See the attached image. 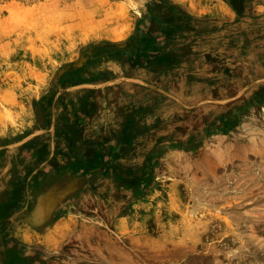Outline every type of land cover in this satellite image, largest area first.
<instances>
[{
  "label": "rangeland",
  "instance_id": "1",
  "mask_svg": "<svg viewBox=\"0 0 264 264\" xmlns=\"http://www.w3.org/2000/svg\"><path fill=\"white\" fill-rule=\"evenodd\" d=\"M262 116L264 0H0V264H264Z\"/></svg>",
  "mask_w": 264,
  "mask_h": 264
},
{
  "label": "bare ground",
  "instance_id": "2",
  "mask_svg": "<svg viewBox=\"0 0 264 264\" xmlns=\"http://www.w3.org/2000/svg\"><path fill=\"white\" fill-rule=\"evenodd\" d=\"M262 117H264V116H262ZM262 119H264V118H262ZM242 121H243V120H242ZM245 122H246V121H245ZM224 123H225V122H224ZM221 126H222V125H221ZM221 126H220V127H221ZM243 126H244V125H243ZM217 127H218V125H217ZM239 128H240V127H239ZM236 130H237V129H236ZM243 130H244V129H243ZM260 130H261V129H259V132H260ZM248 132H250V131H248ZM220 133H221V132H220ZM262 134H264V133H262ZM233 136H234V135H233ZM246 137H247V136H246ZM242 138H243V137H242ZM258 138H259V137H258ZM262 138H264V137H262ZM259 139H261V138H259ZM262 140H264V139H262ZM254 147H255V146H254ZM204 172H206V171H204ZM200 175H201V174H200ZM249 194H250V193H249ZM212 214H214V213H212ZM218 214H219V213H218ZM219 215H220V214H219ZM214 216H215V215H214ZM214 216H213V217H214ZM209 217H210V216H209ZM211 218H212V217H211ZM211 218H210L209 220H211ZM223 218H225V217H223ZM223 218H222V219H223ZM226 219H228V217L225 218V220H226ZM223 220H224V219H223ZM225 220H224V222H225ZM193 222H194V221H193ZM212 222H213V221H212ZM228 222H229V221H228ZM228 222H226V223H228ZM212 224H213V223H212ZM229 224H230V223H229ZM229 224H228V225H229ZM230 226H231V225H230ZM262 226H264V225H261V228H262ZM227 227H228V226H227ZM214 228H215V227H214ZM259 232H260V231H259ZM222 233H223V232H222ZM225 234H226V232H225ZM228 234H229V233H228ZM218 235H219V234H218ZM222 236H223V235H222ZM229 238H230V237H229ZM223 242H224V241H223ZM206 246H207V245H206ZM251 254H252V253H251Z\"/></svg>",
  "mask_w": 264,
  "mask_h": 264
}]
</instances>
